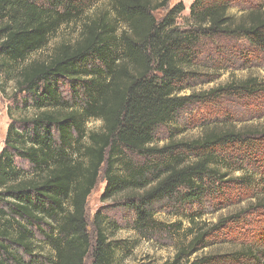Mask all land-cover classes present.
I'll return each instance as SVG.
<instances>
[{
	"label": "trees",
	"instance_id": "1",
	"mask_svg": "<svg viewBox=\"0 0 264 264\" xmlns=\"http://www.w3.org/2000/svg\"><path fill=\"white\" fill-rule=\"evenodd\" d=\"M98 1L0 0V75L14 81V94L35 110L12 120L0 152V264H37L36 250L44 252L38 236L48 246L49 252L39 253L45 264H85L89 256L91 264H116L120 246L109 241L104 217L96 215L93 237L86 212L102 170L106 195L124 196L140 231L153 227L158 204L183 209L213 199L225 208L233 201L218 197H224V184L259 190L254 202L216 222L189 213L185 239L164 264H264V188L240 167L241 156L264 155V122L240 126L226 113L195 138L172 133L164 145L155 144L157 129L174 124L190 105L264 100V79L256 76L181 94L185 76L197 74L195 46L202 36L241 35L264 53V8L235 20L228 0H194L185 18L190 29H183L181 2L161 18L155 12L170 0H108L88 16ZM75 23V41H61L45 59H31ZM65 81L81 95V105L63 96ZM90 121L102 125L94 130ZM227 158V168L241 174L220 165ZM253 212L263 219L250 238L224 252H206Z\"/></svg>",
	"mask_w": 264,
	"mask_h": 264
},
{
	"label": "rangeland",
	"instance_id": "2",
	"mask_svg": "<svg viewBox=\"0 0 264 264\" xmlns=\"http://www.w3.org/2000/svg\"><path fill=\"white\" fill-rule=\"evenodd\" d=\"M182 3L185 10L181 13L179 23L183 29H190V25L185 23V18L190 14V6L194 0H170L167 7L155 12L156 16L161 18L166 12ZM228 14L235 20H239L248 11L255 8H264V0H228ZM108 6V0H100L94 6L87 10V15H93L100 8ZM181 28V29H182ZM80 31V24L75 23L64 26L51 39L49 45L31 56V59H45L61 41L69 43L76 40ZM197 54L194 57V66L197 74L186 75L182 81L183 90L181 94H190L193 92L207 91L213 87L224 85L232 80L245 79L248 76H256L264 79V53L255 50L254 45L244 36L218 34L214 36H202L195 46ZM61 91L64 97L73 101L75 105H81L82 97L76 96L69 87V82H62ZM14 81H5V77L0 75V152L4 147L6 133L9 124L13 119L21 116H31L35 113L34 108L25 106V96L15 95ZM226 113L231 114L238 125H260L264 122V100H260L252 105L245 98H229L219 102L209 103L207 105H190L179 113L174 124L160 126L157 129L155 144L162 146L168 142L173 133L178 139H191L202 134L203 126L211 124L221 119ZM102 125L101 121H90L88 127L98 130ZM259 154V153H257ZM133 156V155H132ZM236 156L240 157L239 153ZM136 162L146 161L142 158L133 156ZM233 158V157H232ZM232 158H227L220 165L225 169L232 163ZM240 161L239 158L235 157ZM243 162L241 166L246 174L254 175L257 179V187L264 188V183L259 184L260 177L264 172V155H257L252 159L241 156ZM16 162L24 167L28 164L16 157ZM229 161V164H227ZM228 171L237 176L242 172L236 168H227ZM106 179L104 170H102L96 187L92 191L87 201V218L90 224V231L95 236L94 221L98 213L104 217V228L108 233L109 241L116 242L120 246L117 252L116 264H164L171 260L177 250V247L185 239V228L189 225L186 216L192 212H201L202 220L207 222H216L221 215L231 213L241 207L254 202L257 189H247L244 186L234 184H224L222 193L225 200L226 195L233 201L231 207L221 208L215 200H204L201 204L188 206L180 209L174 203L165 202L161 206L157 205L153 227L148 230H138L136 228L135 212L128 207L127 201L123 195L108 197L105 193ZM228 186V187H227ZM226 194V195H225ZM162 207V208H160ZM258 219V220H257ZM260 219V220H259ZM256 212L240 224L239 227L224 231L215 239L212 247H208L206 252L227 251L235 248L240 242L246 241L253 235L262 221ZM182 225V228H180ZM49 229V227H47ZM224 239V243L221 242ZM232 242H237L234 246ZM42 236L37 237V245L44 247V252L48 251V246L44 244ZM40 255L38 263H44L45 259L41 254L42 248L36 250ZM201 253V252H200ZM203 253V252H202ZM50 258V255H48ZM91 256L86 259L85 264H91Z\"/></svg>",
	"mask_w": 264,
	"mask_h": 264
}]
</instances>
